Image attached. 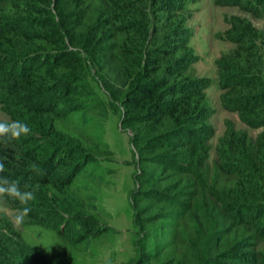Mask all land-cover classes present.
Segmentation results:
<instances>
[{"label":"trees","instance_id":"16d2710c","mask_svg":"<svg viewBox=\"0 0 264 264\" xmlns=\"http://www.w3.org/2000/svg\"><path fill=\"white\" fill-rule=\"evenodd\" d=\"M264 15V0H214ZM186 0H0V109L28 136L0 143V176L33 191L48 254L0 228V264H82L107 231L94 212L111 153L109 109L135 155L133 254L126 264H264V27L225 15L232 43L214 60L224 119L210 160L213 108L195 76ZM39 171H34L33 168ZM25 185L28 187L25 188Z\"/></svg>","mask_w":264,"mask_h":264},{"label":"rangeland","instance_id":"374dc122","mask_svg":"<svg viewBox=\"0 0 264 264\" xmlns=\"http://www.w3.org/2000/svg\"><path fill=\"white\" fill-rule=\"evenodd\" d=\"M184 4L191 13L187 22L193 28L190 43L198 55L192 64V72L195 76L209 80L205 91L213 108L209 120L215 128L214 135L209 140L211 160L214 157L217 137L224 129L226 117L233 120L235 127L246 129L252 136L259 130L243 123L237 113L225 109L219 99L221 89L214 60L221 52L232 47L231 42L219 36L228 26L224 16L239 14L249 18L254 25L264 27V15L257 16L237 5L217 4L214 0H186ZM0 119H8L1 109ZM102 122L103 140L108 144L111 153L100 154L98 157L105 170L103 179L97 178L99 191L94 197V212L99 224L106 226L107 231L93 240L95 252L90 250L81 252L78 259L82 264H126L133 254V211L129 197L134 187L135 155L129 142L130 130L125 129L121 124L120 115L109 109L107 117ZM0 208L7 212H15L18 209L4 199L0 200ZM7 221L9 217L0 213V228L8 230ZM12 231L40 251L48 254L57 252V244L60 240L52 229L33 225L25 218L22 226L15 228L12 225Z\"/></svg>","mask_w":264,"mask_h":264},{"label":"clouds","instance_id":"9594fccd","mask_svg":"<svg viewBox=\"0 0 264 264\" xmlns=\"http://www.w3.org/2000/svg\"><path fill=\"white\" fill-rule=\"evenodd\" d=\"M30 133L31 129L29 125L21 120L0 119V143L7 144L11 140H19L22 136H28ZM4 170L5 165L3 162H0V173ZM33 170L39 171V169L35 167ZM27 187L28 186L25 185V188ZM5 197L17 201L21 205H27L30 201L35 199L33 191L21 190L17 181L0 176V200ZM30 211V207H22L16 209L15 212H7L3 208H0V213L7 215L9 217V222L15 228L23 225ZM4 235H10L7 229L4 230Z\"/></svg>","mask_w":264,"mask_h":264}]
</instances>
